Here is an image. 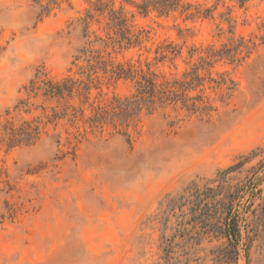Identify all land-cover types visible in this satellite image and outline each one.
I'll return each mask as SVG.
<instances>
[{"label": "rangeland", "instance_id": "rangeland-1", "mask_svg": "<svg viewBox=\"0 0 264 264\" xmlns=\"http://www.w3.org/2000/svg\"><path fill=\"white\" fill-rule=\"evenodd\" d=\"M93 2L0 0V130L37 114L16 107L34 101L24 86L37 71L59 80L86 70L83 56L76 58L83 47H98L88 41L104 36L108 22L107 11L95 12L84 37L82 19ZM183 2L191 11L213 10L208 17L186 18L179 10L144 16L129 3L109 1L139 39L126 49L101 51L102 58L170 77L198 64L204 47L242 38L248 49L241 47L237 60L198 70L225 75L234 83L231 91L206 79L203 94L215 110L142 113L129 129L130 143L110 127L83 133L62 122L41 128L32 145L8 147L0 138V264H264V220L253 230L264 200V0ZM169 41L182 47L181 55L158 61L157 47ZM189 47L202 52L189 58ZM109 69L92 74L98 82L90 91L93 105L132 91V81ZM241 161L224 178L240 223L232 259L225 238L197 237V216L188 209L171 213L165 201L193 182L214 185L221 170Z\"/></svg>", "mask_w": 264, "mask_h": 264}, {"label": "trees", "instance_id": "trees-1", "mask_svg": "<svg viewBox=\"0 0 264 264\" xmlns=\"http://www.w3.org/2000/svg\"><path fill=\"white\" fill-rule=\"evenodd\" d=\"M111 0H97L92 3V8L85 12L82 21L85 23L84 37L88 29L89 20L97 12L102 14L107 11L106 33L104 36L94 35V40L88 41L89 45H97V48L83 47L81 55L76 60L81 59L86 62V70L80 72L78 78L65 76L59 80L49 78L43 71H37L33 78L29 80L28 85L24 86V90L28 98H32L30 104L27 100L19 101L16 107L18 110L30 114H37L29 120H23L18 125L7 122L2 125L0 130V138L8 147L18 145H32L41 135V128L46 125H53L55 128L62 122L63 124L73 127L76 131L83 128V133L87 130L104 131L106 127H110L115 133L125 137L130 143L131 133L129 129L139 121L142 113L151 114L157 109L177 108L183 109L189 115H209L215 106L209 101V98L203 94V88L206 79L211 83L212 88L225 86L226 91H231L234 83L225 75L219 74L217 78L210 76H201L199 69H208L217 60L224 58L231 61L237 60L241 47L248 49V45L244 39H240L237 43H223L220 48L214 45H208L202 49L204 56H199L198 64H193L189 68H185L179 75L164 76L157 75L153 71L137 70L129 64L126 66L122 63L114 64L111 60H105L101 56V51L126 49L133 43L137 42L139 37L134 38L126 25V18L121 10H116L109 6ZM131 4L136 12L141 15H147L150 11H155L159 16H168L172 12L179 10L186 15V18L194 16L208 17L211 15L213 8L200 9L195 7L191 11L193 5L183 0H120ZM221 0H216L217 5ZM238 6H243L248 0H233ZM215 8V7H214ZM229 21L230 19L227 18ZM94 33V32H93ZM138 34V33H137ZM197 47H189L188 57L192 58L195 54L202 52ZM247 51V50H246ZM157 56L155 59L164 61L165 59L173 60L182 53V47L172 41L162 43L156 49ZM110 54V51L107 52ZM116 78H123L132 81V91L124 97H112L107 103L89 102L90 91L97 87V79L92 74L96 70L102 72L108 71ZM83 68V67H80ZM39 100L38 103H35ZM87 108L89 112L86 113ZM80 122V125L78 123ZM175 121L171 120L170 125ZM55 142L60 143V132L55 133ZM67 142L70 144L68 138ZM243 161L236 163L231 167H227L219 172L218 180L214 185L209 182L204 184L191 183L186 189L178 195L171 196L167 194L165 206L168 211L188 209L193 216H197L199 223L192 222L198 229L197 237L202 235H213L216 238H225L227 244L230 245L225 255H230L232 259L237 258L238 250L236 241L240 236V223L238 214L233 213L234 209V192H230V187L225 185V175L234 171L242 165ZM218 214L214 219L212 214ZM205 215V217H204ZM258 220L253 230L257 229V224L264 220V200L260 206ZM229 247V246H226ZM232 252H229L231 251Z\"/></svg>", "mask_w": 264, "mask_h": 264}]
</instances>
